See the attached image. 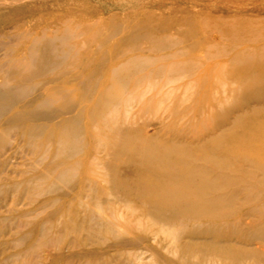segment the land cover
<instances>
[{
  "label": "bare ground",
  "instance_id": "obj_1",
  "mask_svg": "<svg viewBox=\"0 0 264 264\" xmlns=\"http://www.w3.org/2000/svg\"><path fill=\"white\" fill-rule=\"evenodd\" d=\"M70 24L0 49V264H264V17Z\"/></svg>",
  "mask_w": 264,
  "mask_h": 264
},
{
  "label": "rangeland",
  "instance_id": "obj_2",
  "mask_svg": "<svg viewBox=\"0 0 264 264\" xmlns=\"http://www.w3.org/2000/svg\"><path fill=\"white\" fill-rule=\"evenodd\" d=\"M238 16H249L256 19L263 18L264 0H48L47 2H37L33 6H28L27 9L22 8L17 13L15 12V8L11 7L7 9L5 17L0 20V49L6 46V48L9 47L13 50L15 48V53L17 54L24 53V51H26L25 43L18 42V35L20 33L24 34L25 31L29 30L30 32L34 31L33 33L35 34L45 30H52L51 33H57L58 31L63 34L69 22H71L70 27L75 28L78 27V25L80 26L81 23H93L95 20L97 21V19L107 22L113 18L119 21L134 18L139 20L151 18L155 22L162 21L166 23L163 25L164 27L161 34L176 35L180 29L178 24H180L182 20L193 18H210L215 20ZM83 19H85L84 22ZM77 20L82 21L78 22ZM14 36L15 38H13ZM199 39L198 37L194 40ZM182 47L184 46H180V48ZM1 54L2 51L0 52V55ZM193 56L198 57L200 53H194ZM226 81L227 80H225V82ZM227 82L229 84L226 89L231 90L232 88H236L235 85H230V81ZM215 87L217 86L214 85L213 90H215ZM159 129L158 126H154L149 128L148 132H155ZM22 205L23 204L18 206L17 209L22 211V209H24ZM4 211L5 210H3V212ZM151 246L156 248L168 262L175 261L176 258L173 255L168 254L166 250H162L156 243L151 242ZM20 247L22 248V246ZM20 247L15 245L9 246V253L17 252ZM4 254L6 255L8 252L5 251ZM52 254V249L44 247L37 253V257L41 261L47 262L46 260ZM111 254L113 255V252H111ZM1 255L2 254H0V256ZM121 262L125 264V257H123ZM144 263L162 264L161 261H157V259L152 257L149 253L144 256L143 260L134 261L132 264Z\"/></svg>",
  "mask_w": 264,
  "mask_h": 264
}]
</instances>
